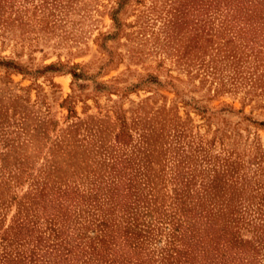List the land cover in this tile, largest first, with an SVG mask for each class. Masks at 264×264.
Returning a JSON list of instances; mask_svg holds the SVG:
<instances>
[{"label":"rangeland","instance_id":"1","mask_svg":"<svg viewBox=\"0 0 264 264\" xmlns=\"http://www.w3.org/2000/svg\"><path fill=\"white\" fill-rule=\"evenodd\" d=\"M246 1L0 0L4 264L34 242L127 240L139 264L264 242V5Z\"/></svg>","mask_w":264,"mask_h":264},{"label":"trees","instance_id":"2","mask_svg":"<svg viewBox=\"0 0 264 264\" xmlns=\"http://www.w3.org/2000/svg\"><path fill=\"white\" fill-rule=\"evenodd\" d=\"M264 5V0H247L246 7ZM260 29V27H259ZM255 30V28H254ZM257 30V29H256ZM75 246L81 248V262L72 256ZM196 252L201 255V264H264V242H196ZM100 242H34L28 248L30 255H17L14 264H139L131 259L129 249L136 248L132 243L111 242L110 249L102 255H96ZM93 248V250H91ZM180 246L172 248L171 254L165 258L168 249L162 248L155 259V264H180ZM26 253V252H25ZM75 260V261H74ZM0 264H4L0 260ZM183 264H192L184 259Z\"/></svg>","mask_w":264,"mask_h":264}]
</instances>
